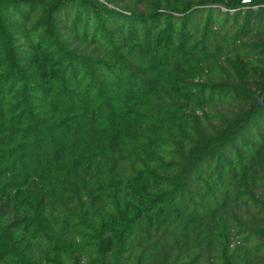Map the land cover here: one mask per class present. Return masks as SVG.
Instances as JSON below:
<instances>
[{"label":"trees","instance_id":"16d2710c","mask_svg":"<svg viewBox=\"0 0 264 264\" xmlns=\"http://www.w3.org/2000/svg\"><path fill=\"white\" fill-rule=\"evenodd\" d=\"M243 1L0 0V264H264Z\"/></svg>","mask_w":264,"mask_h":264},{"label":"water","instance_id":"95a60500","mask_svg":"<svg viewBox=\"0 0 264 264\" xmlns=\"http://www.w3.org/2000/svg\"><path fill=\"white\" fill-rule=\"evenodd\" d=\"M258 104V100H256L253 104H252V106H255V105H257Z\"/></svg>","mask_w":264,"mask_h":264},{"label":"built area","instance_id":"2783aa9c","mask_svg":"<svg viewBox=\"0 0 264 264\" xmlns=\"http://www.w3.org/2000/svg\"><path fill=\"white\" fill-rule=\"evenodd\" d=\"M243 2H245V3H248V2H249V0H244Z\"/></svg>","mask_w":264,"mask_h":264}]
</instances>
